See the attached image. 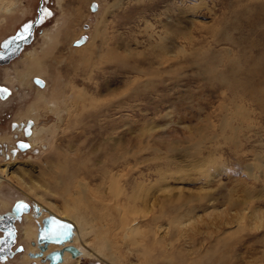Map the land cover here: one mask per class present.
<instances>
[{"label": "rangeland", "instance_id": "rangeland-1", "mask_svg": "<svg viewBox=\"0 0 264 264\" xmlns=\"http://www.w3.org/2000/svg\"><path fill=\"white\" fill-rule=\"evenodd\" d=\"M8 1L13 3L11 12L0 5V42L34 20L40 2ZM114 1L50 0L53 16L37 29L19 59L9 68L0 66V82L10 85L7 79L22 86L0 101V139L9 137L0 143V169L18 155L10 159L9 172L23 179L17 186L0 181L1 203L9 207L25 198L32 205L31 222L38 227L42 217L57 216L47 208L43 214L38 212L40 203L31 198L35 189L46 204L63 205L59 188L47 186L41 178L45 155L56 157L60 142L61 152L72 160L86 156L88 165L97 169L103 140L98 132L104 126L139 157L133 156L144 170L148 167L145 183L153 185L156 204L147 208L139 200L137 207L150 209L148 218L158 216L154 229L169 242L175 259L195 264L200 249L210 246L213 232L221 239L219 254L210 258L204 254L197 264H264V0H120L106 16L104 36L108 40L104 49L113 50L115 59L107 55L102 65L75 72L66 62L69 52L81 47L74 42L84 35L90 39ZM76 10L80 18L73 22L70 15ZM33 76L43 79L45 86H35L34 81L33 86ZM69 82L94 96L91 108L79 111L84 115L79 113L76 131L72 119L70 129L58 132L60 139L52 137L31 150L11 154L13 140L23 138L13 130V123L25 122L37 110L39 119L33 123L37 127L57 122L47 106ZM4 149L10 157L3 156ZM98 182L91 179L92 196H103L108 204L115 198L124 209L120 214L110 207L98 211V215L106 213L100 221L111 224L108 232L115 238L117 264H164L160 247L144 255L122 238L127 219L134 221L141 212L128 205L126 194L112 196L110 189L96 188ZM123 182L128 189L127 181ZM163 205L166 215L161 212ZM183 211L191 212L181 218L184 223L176 233L167 219ZM22 227V222L17 223L18 239L26 243ZM93 242L97 247L101 244L94 238ZM90 262L109 264L95 257L79 264Z\"/></svg>", "mask_w": 264, "mask_h": 264}, {"label": "bare ground", "instance_id": "bare-ground-1", "mask_svg": "<svg viewBox=\"0 0 264 264\" xmlns=\"http://www.w3.org/2000/svg\"><path fill=\"white\" fill-rule=\"evenodd\" d=\"M119 1L120 0H115L114 2H112V4H110L109 7H107V9L104 11V14L99 19L96 26L94 27L91 37L87 41V43H84V45H81V47H77L76 49H73L69 52L68 57L66 58L67 66L73 67V70L75 72H77L79 69L84 70L85 68L93 67L97 64L102 65L107 55L113 56L114 54L113 50L104 49V45L108 44L107 42L108 40H106L104 37L107 31L106 16L109 13L111 7L115 8L119 5ZM0 5L4 6L3 8L5 9L6 12H11L13 10L11 9L13 8L12 7L13 3L11 2L9 3L8 0H0ZM70 16L72 17V19H74L73 22H75L76 19L80 18L79 11L76 10V12L74 14H71ZM49 36H48V41L50 42L52 37ZM98 39H100V42L97 45ZM116 56L117 58L120 59L119 54ZM75 60H77V63L74 62ZM56 61L60 63L61 59L58 58ZM78 88L81 87L78 86ZM91 96L87 94L86 88L77 89L76 86H73L72 82L65 84V86L62 88V92L60 96H56L55 99L50 101L48 106L46 105L48 111L54 113V115L58 118V121L55 122L54 124H50L47 126L44 125L35 129L33 144L40 145L42 142L52 141L50 140V138L52 137L54 138L56 137L60 139L61 134L59 135L58 132L70 129V126H68V122H70L72 119H73L72 124L74 126V131H76V123L78 121L77 117L81 112L80 111L81 108L84 110L88 105L91 108L92 103H94L93 102L94 96L93 97ZM44 109L45 108H43V110ZM36 112L37 113L34 114L33 116V119L35 121L39 119L38 110ZM44 112L47 113L46 110ZM63 114H65L64 117ZM82 115L79 116L80 119ZM222 124L225 127L228 125V121L223 122ZM108 129H109L108 127L105 128L104 126H102V130L98 132V136L101 137L99 139H103V140L101 141L100 143L101 147L100 149H98L97 152L98 153L97 162L101 164V166H99L97 169H94L93 167L88 165V160L86 161L85 159L86 156L84 157L82 155L83 157L74 159L75 160L74 161L67 153L65 154L61 152V149L59 147L60 142L56 144L57 147L56 157L54 153L50 155H45V159L42 165L43 172L41 174L42 175L41 178L43 179L44 182H46L47 186L54 185L57 188H59L58 194L59 197L63 200V205L50 206L44 202L45 199L42 196H38L35 193L36 191L35 189L31 191L34 196L32 197L30 196V197L33 198L35 201H38V203H40V207L42 210L40 211L42 212V214L45 213V208H47L48 212L50 211L53 214L59 216L60 218L72 222V224L74 225L73 228L74 239H71L69 243H66V245L68 244L75 245L76 248H78L77 250L79 256L77 258H73L70 255L69 251H66L64 253V261L62 262V264H79L81 261V256L95 257L98 259L102 258L109 264H117L120 258L117 250H115L113 247L115 245V241H114L115 238L110 236L108 232L111 230V226H110L111 224L106 226L105 223L103 224L102 221H100V220H104L106 213L98 215V211H100L101 208L110 207V208H114V210H116L120 214L121 210L123 209V206H121V202H117L118 204H116L115 198L113 200L114 203L109 202V204L107 200L104 199L103 196L94 198V196H92V191L90 189L92 178L99 179V182L96 187L99 190L110 189L109 191L111 192L112 196L126 194L125 196H127L128 198L127 200L128 205L134 204L133 207L137 208V213L141 212L140 217L139 216L137 217L138 219L140 218V220L135 218L134 221L133 220L129 221L127 219L126 225H124L121 228V232L123 235L122 238L126 242L134 246V248H136L135 250L139 252H143L144 255L150 254L154 252L157 247H160L159 250L160 249L161 250L159 254L161 258L165 260L164 264H185L184 260L183 261L182 259L177 260L173 257V254L171 252V247L168 248V246L170 245L169 242L167 243L165 242L164 239L157 236V232L155 231L154 228L158 216L151 215V217L148 218L147 213L148 210L150 209H147L146 211H142L137 207V203L139 200L143 201L144 205H146L147 208H150V206L156 204L155 200H153L155 195L153 191L151 192L153 185L151 184L147 185V183H145V180L147 178V173H145V171L148 169V167L146 170H144V166L142 167L139 164V162L134 159L135 153L134 152L131 153L128 150H126L121 145V143H119L120 142L119 138L114 137L113 134L110 135V131ZM110 139L114 140V143H110L109 142ZM104 140L108 143V145L106 143H103ZM201 142H199L198 145H200ZM105 144L107 146H105ZM68 146L69 148H71V150H75V144L70 143ZM147 148L149 149L150 146H148ZM81 154L79 155L81 156ZM74 155L76 156L77 153L74 152ZM8 164L9 163H6L4 165L5 167L0 169L2 170L0 174V181L7 180L16 186L17 184H22L23 183L22 178L11 175L8 167L10 165ZM149 173L151 174V172ZM123 179L127 181V184L129 185L128 189L130 191L126 188V186H124ZM164 186H166V184ZM37 188H41V187L38 186ZM166 188L169 189L168 187ZM165 206L166 205L162 206L161 212L163 213L166 212ZM125 208L128 207L126 206ZM129 210H131V208H129ZM155 210L156 209H154L153 211ZM171 212L172 211L170 210V213ZM190 212L191 211L187 213L184 212L185 214L180 213L178 216L173 218H169V219L166 218L168 223L170 224V228L173 229L174 232L179 233L180 231L177 230L180 228V225L182 224L181 222L184 223V221L181 220V218H183L185 215H189ZM163 213H161V215ZM40 219L41 218H39V220ZM27 221L28 222L23 229V231L26 234L25 236H29L30 238L36 237L37 236L36 224L31 222L33 221V217L31 215L27 216ZM104 232H106V234L108 235L103 236L102 234ZM90 235H95V236L92 237ZM93 238L101 241V244H99L100 246L97 247L94 244ZM222 238L224 239V237ZM210 239H211L210 246L207 248H201L200 251L197 253V258L193 263L197 264L199 261L201 260L203 261L204 254L207 258L219 254L220 248L218 245L221 239L218 236H216L213 232L210 233ZM53 248H60V245L51 244L48 250H51ZM31 249L34 250L35 247H31ZM143 253H141V255ZM136 254L137 253H135V255Z\"/></svg>", "mask_w": 264, "mask_h": 264}, {"label": "flooded vegetation", "instance_id": "flooded-vegetation-1", "mask_svg": "<svg viewBox=\"0 0 264 264\" xmlns=\"http://www.w3.org/2000/svg\"><path fill=\"white\" fill-rule=\"evenodd\" d=\"M50 0H40L37 8V15L34 20H30L27 23H24L22 26H20L18 29L15 30L14 33L9 34L6 36L3 40L0 42V53H3V58H0V66H5L9 68L8 66L11 65L15 60L19 59L25 48L30 45L34 41V34L36 33L37 29L42 27L45 23L48 22V20L53 16V9L49 5ZM47 8L52 15L48 16L43 23L38 22L40 20V17L43 14V9ZM35 22V23H34ZM32 25L29 32L24 31L25 25ZM77 41V40H76ZM7 43L8 47L5 48L4 44ZM6 68V69H7ZM39 77V76H37ZM36 76H33L32 78V85L36 86L39 85L38 82L35 80ZM6 81L10 84H5L0 82V101L7 99V97L11 94L13 91V88L19 89L17 84H12L10 80ZM34 81V84H33ZM15 83V82H14ZM12 86V87H11ZM22 87L21 85H19ZM40 86V85H39ZM2 89H7V91H3ZM32 119L33 121L29 120ZM25 122H15L12 125L13 130L21 134L23 138L19 140H13V146H11L9 149L11 150V154H18L20 151L25 150H31V147L39 146L37 144H33V137L35 129L41 127H37L33 123H37L33 119V117L25 118ZM14 131V132H15ZM9 138V137H8ZM7 138V139H8ZM7 139H0L1 142L8 141ZM26 144L29 147L27 148H21V144ZM43 143V142H42ZM1 150V146H0ZM8 151V150H7ZM5 149L1 151L4 157H7L10 155V152H7ZM10 157V156H9ZM18 158V155L12 156L6 163L12 162L11 160H14L13 158ZM5 163V164H6ZM25 199V198H24ZM22 198L16 199L11 205L8 207L7 205H3L0 201V264H53L58 261V259H54L53 257L57 256L56 253L58 251H61L63 261H64V253L66 251H69L73 258H77L79 256L78 254V248L75 246H70L71 244L66 245V243L59 244L54 242H40L41 236L44 235L47 232V235H50L51 228H55L56 225L52 223V217H55L57 220L58 216H44L42 218V223L38 227L36 224V237H29L25 236L24 232V238L26 243L19 242L18 239V228L17 223L22 222L23 229L25 227L26 217L30 216L32 210V205L27 200H24ZM19 201H23L27 204H29L31 207L26 212H16L15 206ZM41 207H38V212H40ZM11 232V235L9 233ZM71 240V239H70ZM69 240V241H70ZM69 241L67 243H69ZM30 243V244H29ZM51 244L60 245V248H53L51 250H48L49 246ZM31 247H35V249H31ZM94 257L89 256H81V261L84 259H93ZM62 261V262H63ZM80 261V262H81ZM62 262H59L57 264H62ZM88 264H98L95 262H90Z\"/></svg>", "mask_w": 264, "mask_h": 264}, {"label": "snow or ice", "instance_id": "snow-or-ice-1", "mask_svg": "<svg viewBox=\"0 0 264 264\" xmlns=\"http://www.w3.org/2000/svg\"><path fill=\"white\" fill-rule=\"evenodd\" d=\"M52 13L47 9H43V14L40 17V20L38 22L43 23V21L48 17L51 16ZM35 23V22H34ZM32 25H25L24 26V31L25 32H29L30 33V29H31ZM4 47L7 48L8 45L7 43L4 44ZM3 53H0V58H3ZM3 91H7V89H2ZM21 148H27L29 147L26 144H21L20 145ZM29 207H31L30 205L20 202L18 204H16L15 206V211L16 212H26ZM52 223L56 225V227L51 230V234L48 236V239H55L64 243H67L70 239H74V232L72 231L73 226L69 223L66 222H61V221H57L55 219V217H52ZM9 235H11V232L9 233ZM54 259H58L59 256H55L53 257Z\"/></svg>", "mask_w": 264, "mask_h": 264}, {"label": "water", "instance_id": "water-1", "mask_svg": "<svg viewBox=\"0 0 264 264\" xmlns=\"http://www.w3.org/2000/svg\"><path fill=\"white\" fill-rule=\"evenodd\" d=\"M91 9H92L93 11H95V10L97 9V3L93 2L92 5H91ZM87 40H88L87 36L84 35V36H82L79 40H77L76 42H74V44H75L76 46H79V45L84 44ZM35 80L38 82V84H39L41 87H44V86H45V81H44L43 79H41L40 77H36ZM20 202H23V201H19L18 203H20ZM18 203H17V204H18ZM23 203H25V202H23ZM26 204H27V203H26ZM28 205H29V204H28ZM57 221H61V222L69 223V224H71V225L73 226V228H74V225L72 224V222H70V221H68V220H65V219H62V218H58ZM73 228H72V231H73ZM51 230H53V228H51ZM51 230H50V234H51ZM48 236H49V235H47V232H46L44 235L41 236L40 242L49 241V242H54V243H59V244H63V243H64V242H61V241H58V240H55V239H48ZM56 255H58L59 258H58V261L55 262V263H53V264H57V263L63 261V257H62V253H61V251H58V252L56 253Z\"/></svg>", "mask_w": 264, "mask_h": 264}]
</instances>
